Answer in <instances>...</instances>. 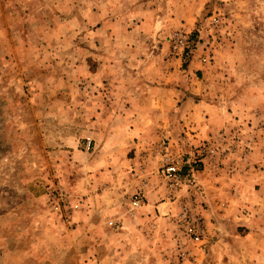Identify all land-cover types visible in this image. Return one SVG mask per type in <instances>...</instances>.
Returning <instances> with one entry per match:
<instances>
[{"label": "rangeland", "instance_id": "obj_1", "mask_svg": "<svg viewBox=\"0 0 264 264\" xmlns=\"http://www.w3.org/2000/svg\"><path fill=\"white\" fill-rule=\"evenodd\" d=\"M104 1L0 0V264H264V0Z\"/></svg>", "mask_w": 264, "mask_h": 264}, {"label": "built area", "instance_id": "obj_2", "mask_svg": "<svg viewBox=\"0 0 264 264\" xmlns=\"http://www.w3.org/2000/svg\"><path fill=\"white\" fill-rule=\"evenodd\" d=\"M171 49L174 55H183L187 48H188V43H189V37L187 33L184 31H175L172 33L171 37ZM92 146V141L89 140L87 143V149L90 150ZM180 167L178 162L172 161V162H167L163 166V177L169 184V186L175 190H178L182 186V181H181V176H180ZM144 205V200L140 198L139 195H136L134 198V203L132 206V213H135L136 210L141 208ZM111 226L114 225V222L110 223ZM202 228L200 227L199 223L197 225H193L192 227L189 228V234L190 236H193L194 241L199 242L202 240Z\"/></svg>", "mask_w": 264, "mask_h": 264}, {"label": "crops", "instance_id": "obj_3", "mask_svg": "<svg viewBox=\"0 0 264 264\" xmlns=\"http://www.w3.org/2000/svg\"><path fill=\"white\" fill-rule=\"evenodd\" d=\"M105 3H103V4H101V6H106L107 4H110V5H113V3H114V0H111L110 1V3H108V2H106V1H104ZM112 19H109V20H107L106 22H101V27H102V29H104V28H106V27H108L109 25H112ZM113 24H114V22H113ZM111 36H113L112 34H111ZM176 74V73H175ZM136 80V79H135ZM112 86V85H111ZM134 100L135 98H134V96L132 97H130V100ZM144 99H148L147 98V96H145V98ZM132 100L130 101V102H132ZM147 104V102L145 101L144 102V104ZM155 207H157V208H159L158 206H155Z\"/></svg>", "mask_w": 264, "mask_h": 264}]
</instances>
